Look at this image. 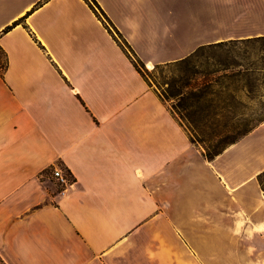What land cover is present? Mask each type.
I'll return each instance as SVG.
<instances>
[{"label":"crops","instance_id":"crops-1","mask_svg":"<svg viewBox=\"0 0 264 264\" xmlns=\"http://www.w3.org/2000/svg\"><path fill=\"white\" fill-rule=\"evenodd\" d=\"M95 1L147 68L264 37V0ZM0 47V264H264V120L205 159L85 0H0Z\"/></svg>","mask_w":264,"mask_h":264},{"label":"trees","instance_id":"trees-1","mask_svg":"<svg viewBox=\"0 0 264 264\" xmlns=\"http://www.w3.org/2000/svg\"><path fill=\"white\" fill-rule=\"evenodd\" d=\"M85 2L88 4L89 8L93 11V13L101 20L105 28L108 30V32L113 36L115 41L119 44V46L123 49V51L126 53L127 57L131 61L134 68L145 78V76L139 71V69L136 67L135 62H138L139 64L143 65L135 56L133 51L130 49V47L127 45L125 40L121 37L119 32L115 29L111 21L108 19V17L104 14V12L101 10L99 5L95 0H85ZM15 25V23L13 24ZM12 25V26H13ZM11 26V27H12ZM11 27H7L3 32L8 31ZM115 36L118 38H115ZM247 43H261L264 44V37H258V38H252V39H246V40H240V41H227L222 42L218 44L208 45V46H202L196 49L193 53H191L186 58L171 63L167 65H187V66H193L192 70L190 72H185L182 74L178 81L176 82V86L174 90H169L168 93L163 96L160 95L158 92L159 97L167 102L168 99H175L176 100V109L178 112L179 118L175 116V111L173 112V109H171L172 114L176 117L178 122L183 126L189 136V132H193L196 135L199 136V130L197 129V126L195 123L190 119L189 115H186V101L189 99L202 101L206 99L209 96H213L214 88H218L221 90H225L226 93L231 94L233 96L234 100L240 101V95L249 96V101L253 102L254 99H251V94L253 93L252 90L255 88H261L264 85V58L260 60V64L258 66H254L253 64H248V66L241 65L240 62L234 61V59H224V60H218V61H212L210 63V69L199 70V68L195 67L196 60L199 54L207 51V50H220L222 48H225L228 45H239V44H247ZM132 59L135 61H133ZM195 60V61H194ZM164 65V66H167ZM8 68V60L5 52L0 47V79H3V76ZM146 79V78H145ZM147 80V79H146ZM148 82V81H147ZM249 82L251 84H249ZM257 84V85H256ZM252 88V90L250 89ZM259 96V94H258ZM230 105V104H229ZM183 113V114H182ZM182 114V115H181ZM182 117L185 118V120L188 122V126L182 121ZM245 118L242 114L234 115V119L236 121V124L239 123V118ZM264 117L261 119H256L254 123L247 127L243 128V133L239 134L237 137H233L231 139L227 137L221 138L216 145L214 146H208L204 151L202 152V155L205 159L208 161L213 160L216 156L220 155L228 146L236 143L238 140H240L242 137L247 135L259 122L263 121ZM238 127L232 128L237 129ZM230 129V128H228ZM189 140L192 144L197 145V143L193 142L191 137L189 136ZM257 182L262 191H264V172L260 173L257 176Z\"/></svg>","mask_w":264,"mask_h":264},{"label":"rangeland","instance_id":"rangeland-1","mask_svg":"<svg viewBox=\"0 0 264 264\" xmlns=\"http://www.w3.org/2000/svg\"><path fill=\"white\" fill-rule=\"evenodd\" d=\"M115 38H117L115 36ZM118 39V38H117ZM132 59V57L130 56ZM264 58V44L247 43L236 46L228 45L220 50H207L198 55L195 61V67L199 70L210 69L212 61L234 59L240 62L241 65L248 66L253 64L258 66L260 60ZM133 60V59H132ZM134 61V60H133ZM135 62V61H134ZM136 67L145 76L147 81L153 85L155 90L165 96L169 90H174L179 77L185 72L192 70V65H167L147 68L144 65L135 62ZM191 68V69H190ZM190 69V70H188ZM249 84H251L249 82ZM257 85V84H256ZM252 90V88H250ZM213 96H209L202 101L189 99L186 101V115L195 123L199 130V136L189 132V136L193 142L201 148L202 152L208 146H214L217 142L227 137L229 139L237 137L243 133V128L251 126L256 119L264 117V85L261 88L252 90L250 102L249 96L240 95V101L234 100L231 94L218 88H214ZM259 94V96H258ZM167 96V95H166ZM167 103L175 111V116L179 118L175 105V99H168ZM230 104V105H229ZM242 114L245 118H239V123L236 124L234 115ZM183 114V113H182ZM181 114V115H182ZM180 120V118H179ZM182 121L188 126V122L182 117ZM238 127L237 129H232ZM230 128V129H228Z\"/></svg>","mask_w":264,"mask_h":264},{"label":"built area","instance_id":"built-area-1","mask_svg":"<svg viewBox=\"0 0 264 264\" xmlns=\"http://www.w3.org/2000/svg\"><path fill=\"white\" fill-rule=\"evenodd\" d=\"M52 175L57 180L58 184L62 186V188H65L71 184V180H69L68 176L63 174L61 170H53Z\"/></svg>","mask_w":264,"mask_h":264},{"label":"bare ground","instance_id":"bare-ground-1","mask_svg":"<svg viewBox=\"0 0 264 264\" xmlns=\"http://www.w3.org/2000/svg\"><path fill=\"white\" fill-rule=\"evenodd\" d=\"M149 69L151 68V67H148Z\"/></svg>","mask_w":264,"mask_h":264}]
</instances>
